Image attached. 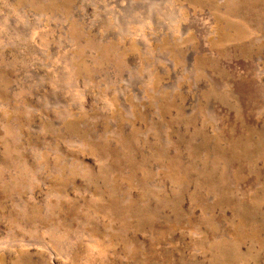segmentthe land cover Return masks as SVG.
I'll list each match as a JSON object with an SVG mask.
<instances>
[{
    "label": "rangeland",
    "instance_id": "obj_1",
    "mask_svg": "<svg viewBox=\"0 0 264 264\" xmlns=\"http://www.w3.org/2000/svg\"><path fill=\"white\" fill-rule=\"evenodd\" d=\"M0 264H264V0H0Z\"/></svg>",
    "mask_w": 264,
    "mask_h": 264
}]
</instances>
